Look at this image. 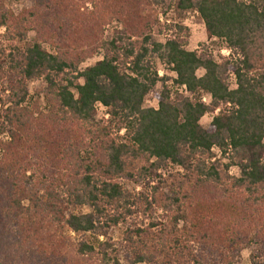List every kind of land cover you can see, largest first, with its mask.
I'll return each instance as SVG.
<instances>
[{"label": "trees", "instance_id": "trees-1", "mask_svg": "<svg viewBox=\"0 0 264 264\" xmlns=\"http://www.w3.org/2000/svg\"><path fill=\"white\" fill-rule=\"evenodd\" d=\"M30 1L0 0V264H238L252 247L264 264V0ZM192 13L216 47L153 42L160 15ZM155 57L176 75L158 109Z\"/></svg>", "mask_w": 264, "mask_h": 264}, {"label": "rangeland", "instance_id": "rangeland-1", "mask_svg": "<svg viewBox=\"0 0 264 264\" xmlns=\"http://www.w3.org/2000/svg\"><path fill=\"white\" fill-rule=\"evenodd\" d=\"M33 7V3L30 0H7L6 2V8L7 10H9L10 12H12L13 14L19 16L20 14H23V12L29 10L30 8ZM88 7L91 8V6L89 5ZM164 19L165 22V15H160V18ZM174 18H177L176 21H174V23H172V25L167 24L162 22V24L167 25L164 26L163 29H161V26H156L155 30L153 32L152 35V39L154 43H166L167 40H169L170 38H178L180 40V42H185L187 43V49L189 51H194V52H205L207 50L212 49V47H216L217 45L213 44L212 41L209 40L208 36H207V32H206V27L204 22L201 20V18L199 17L198 14H190L188 15L185 19H182V17L180 16H175ZM177 23H181L182 26L186 29V31L180 32V27L179 25L177 26ZM172 26V27H171ZM114 26H111L108 28V30L112 31L114 29ZM108 30L106 31L105 36L108 35ZM6 29L3 28L0 31V34L3 35L5 33ZM36 33L33 31L31 32V34L28 36V41L34 39L36 37ZM27 41V42H28ZM43 48L51 53H54L55 50L50 47L49 45H44ZM225 51V50H224ZM223 57H225L226 59H228L231 55V52L227 50V52L222 53ZM103 57H94L92 59H89L87 62H85L81 68H88L91 66H94L97 62H99L100 60H102ZM156 60V65L160 74L161 78H164L166 75L168 76V78H170L171 81H161L158 84V87L156 88L155 92L153 94H151L145 103V108H154V109H158L159 108V95H161L163 93V90L165 88V86H172L173 85V78H175V74L171 71V69L169 67H166L165 65H162L158 60L157 57H155ZM203 72H199V76H202ZM166 78V77H165ZM45 86H47V83L44 80H38V81H34L31 82L29 84V94L30 97H33V95L35 94V92L37 90H43L45 89ZM231 88L232 89H237V85H236V80L234 78V76H232L231 78ZM181 92H183L182 90H180ZM185 96L190 97L191 95L186 94V92H183ZM211 98V97H210ZM209 96H205L203 99L206 100V104L208 106L211 105V100H210ZM31 101V100H30ZM220 110H218L215 113H209L207 114L203 120H202V125L205 129H209L210 124L212 123L213 119L215 116H217L219 114ZM108 109H106L103 105L100 106L98 105L97 107V116H96V122H100V121H104V120H108L109 119V115H108ZM122 136L125 135V132L121 133ZM215 152L218 154L219 158L221 156L220 151L218 149L215 150ZM230 161L228 159H224L222 160V164H229ZM229 175L232 177H241L242 173L241 170L238 167H232L229 170ZM161 214L162 212H160L158 215L155 216V222L158 223L160 222L161 219ZM113 236L116 240H121L122 239V232L115 230L113 232ZM257 250L252 248H248L246 250H244L241 253V256L239 258L240 261H237L238 264H253V259L254 257L257 255ZM240 262V263H239Z\"/></svg>", "mask_w": 264, "mask_h": 264}, {"label": "built area", "instance_id": "built-area-1", "mask_svg": "<svg viewBox=\"0 0 264 264\" xmlns=\"http://www.w3.org/2000/svg\"><path fill=\"white\" fill-rule=\"evenodd\" d=\"M161 21L164 22V19H163L162 17H161ZM224 52H225V51H224ZM224 52L222 51V53H224ZM182 91H183V92L185 91L186 94L189 95V93L187 92V90H186L185 88H183ZM203 101H204V103H206V100H205V99H203ZM100 106H102V105H100Z\"/></svg>", "mask_w": 264, "mask_h": 264}, {"label": "crops", "instance_id": "crops-1", "mask_svg": "<svg viewBox=\"0 0 264 264\" xmlns=\"http://www.w3.org/2000/svg\"><path fill=\"white\" fill-rule=\"evenodd\" d=\"M224 52V51H223ZM225 52H227V50H225ZM175 78H176V75H175ZM210 98V97H209ZM210 100H211V98H210ZM212 101V100H211Z\"/></svg>", "mask_w": 264, "mask_h": 264}]
</instances>
